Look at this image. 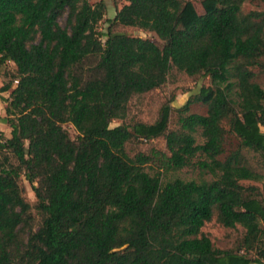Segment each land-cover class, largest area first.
<instances>
[{"label": "trees", "instance_id": "16d2710c", "mask_svg": "<svg viewBox=\"0 0 264 264\" xmlns=\"http://www.w3.org/2000/svg\"><path fill=\"white\" fill-rule=\"evenodd\" d=\"M249 1L201 0L199 13L192 0H125L101 32L104 0H0V66L13 62L17 81L1 119L11 136L0 129V264L264 263V9ZM173 70L210 85L152 123L128 120ZM161 137L166 149L138 148ZM213 219L245 230L237 246H214Z\"/></svg>", "mask_w": 264, "mask_h": 264}, {"label": "rangeland", "instance_id": "374dc122", "mask_svg": "<svg viewBox=\"0 0 264 264\" xmlns=\"http://www.w3.org/2000/svg\"><path fill=\"white\" fill-rule=\"evenodd\" d=\"M99 0H90L91 3H96ZM107 5L106 15L103 21L99 24V30L104 32L109 23V18L115 16L116 11L121 8V6L125 3V0H104ZM195 4L197 11L199 13H204V8L201 5V0H192ZM245 10L250 9H264V0H256L253 2H246L244 5ZM60 22L65 24V17L60 19ZM118 31L123 32L125 34L133 35V36H141L145 38H150L156 42L162 43L160 38L157 36L155 32L147 31L138 27H118ZM105 40V38H103ZM16 70V65L13 62H8L5 65L0 66V89L3 86L11 85V89L7 91H0V129L4 131L7 137L11 136V127L8 123L2 121L1 119L6 115L5 107L6 102L5 98H8L13 87L16 86L17 81L13 78V73ZM260 83L264 88V75L259 78ZM210 85L209 77L202 78H191L187 74L183 72H178L173 70L169 77V81L161 88L152 91L148 94L135 97L130 103V115L128 120L132 119H140L149 123L154 122L158 116L161 107L164 104H171L174 109L180 108L196 93L200 91L202 86ZM190 111L194 113L206 114L207 106L203 103H193L190 107ZM175 111L172 119L171 128H175ZM123 123V120L115 119L112 121V126H117ZM65 128L70 132L72 138H76L78 135V131L76 128L68 123L65 124ZM264 131V126L261 127ZM198 141L202 143L204 139L198 135ZM237 140L233 139L230 143L231 147H236ZM151 146H155L160 149H166V141L163 137L157 138L150 141L143 140L142 143L138 144V148L142 150H148ZM182 178L192 179L199 178V174L192 170L185 169L177 173ZM23 184L25 185V196L27 200L35 206L36 197L32 186L23 179ZM33 213L36 217V226L38 227L40 217L37 214V210L33 208ZM203 231L210 236L213 241V244L217 248L227 249L237 246L238 242L242 239L244 235V229L241 226L237 228H227L221 225L213 219L212 221L206 223L203 227ZM253 258L255 257V253L251 252L250 254ZM253 264H264V263H253Z\"/></svg>", "mask_w": 264, "mask_h": 264}]
</instances>
